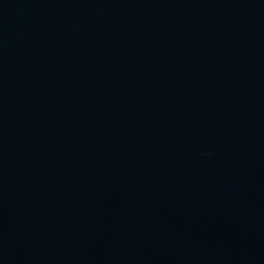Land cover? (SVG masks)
Masks as SVG:
<instances>
[{
	"label": "water",
	"instance_id": "95a60500",
	"mask_svg": "<svg viewBox=\"0 0 264 264\" xmlns=\"http://www.w3.org/2000/svg\"><path fill=\"white\" fill-rule=\"evenodd\" d=\"M0 264H264V0H0Z\"/></svg>",
	"mask_w": 264,
	"mask_h": 264
}]
</instances>
